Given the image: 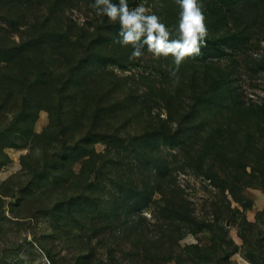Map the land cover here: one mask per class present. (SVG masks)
Returning a JSON list of instances; mask_svg holds the SVG:
<instances>
[{
    "label": "rangeland",
    "instance_id": "1",
    "mask_svg": "<svg viewBox=\"0 0 264 264\" xmlns=\"http://www.w3.org/2000/svg\"><path fill=\"white\" fill-rule=\"evenodd\" d=\"M128 3L130 8L142 4L178 38L177 0ZM47 5L59 18V32L86 27L95 36L111 37L98 49L121 63L108 65L112 76L107 78L113 81L104 85L107 95L113 94L107 101L117 97L121 102L123 110L111 120L122 127V134L129 138L160 129L197 132L192 147L193 141L199 143V133L203 138L218 136L230 152L226 161L221 154L201 163L195 161L191 146H162L157 151L170 164L165 181L173 183L174 191L165 201L154 193L145 207L134 194H117L111 177L122 174L123 185L130 189L154 187L160 179L154 164L127 168L129 154V162L125 158L113 169L110 148L102 142L93 146L96 155L65 165L63 178H50L49 173H59L51 168L59 158L51 157L64 152L54 135L62 126L56 120L49 129L45 101L30 91L18 94V111L24 103L41 107L33 122L39 137L21 146L17 134L0 136V264H264V0L202 4L207 46L182 63L178 83L170 74L175 68L172 57L156 58L145 46L141 58L130 60L131 46L117 43L113 34L118 22L98 14L94 0H49ZM59 6L64 11L58 12ZM43 12L48 14L47 9ZM228 89L229 97L224 93ZM179 91H185L180 104L170 98ZM6 97L0 88V132L13 126L17 113H6ZM204 101L237 105L225 108L208 102L198 108ZM196 126L200 128H191ZM86 132L78 129L68 139L76 145ZM240 153L250 159L245 172L235 169L234 158ZM97 167H102L99 176L91 173ZM86 199L88 211L82 216L74 212L75 219L70 218L67 203L79 205ZM183 200L188 222L177 212Z\"/></svg>",
    "mask_w": 264,
    "mask_h": 264
},
{
    "label": "trees",
    "instance_id": "2",
    "mask_svg": "<svg viewBox=\"0 0 264 264\" xmlns=\"http://www.w3.org/2000/svg\"><path fill=\"white\" fill-rule=\"evenodd\" d=\"M214 1L200 0V3L211 5ZM48 2L49 0H0V72H2L0 88L6 91V113L17 112L12 120L13 126L1 131L0 136L17 134L15 139L23 142L21 146L39 137L35 135L33 122L37 118V109L41 107L34 102L27 105L24 103L22 109L18 111L17 107L20 105L16 103L18 94L30 91L37 96L38 100L45 101V106L51 114L49 129L56 126V120H59L58 123L62 126V130L55 132L54 135L57 138L55 142L61 144L60 148L64 152L62 155L51 157L52 159L59 158L51 165V168L59 173H49L50 178L53 180L63 178L62 172L65 165L86 155H96L93 146L102 142L110 148L109 155L112 153L110 161H108L109 158L104 161L106 163L108 161L113 169L116 164L123 165L126 158L127 162L130 160L127 165H124L127 168L139 167L141 169L154 164L155 171L160 178L157 179L158 183L154 187L130 189L132 186L127 188L125 184L123 185L122 174L117 173L111 177V184L115 185L113 190L117 191V194L128 196L134 194L140 198L141 205L145 207L154 193L161 194L165 201L166 195L173 193L174 188L173 183L165 181L166 175L170 174V164L160 156L157 150L164 145H171L174 148L192 147L189 144L192 143V139L195 140L197 132L192 135L185 134L184 131L169 133L165 129H160L150 131V134L145 133L143 136L129 138L122 134L120 131L122 127L115 126L116 122L111 120L123 110L121 102L117 97H111L112 100L107 101L113 94L107 95L108 90L104 85V82L113 81L107 78L112 76L108 65L120 62L114 56L103 55L98 49L112 41L111 37L95 36V33H88L86 27L80 30L70 28L69 30L73 33L59 32V18L56 13L54 14V10L48 7ZM44 9L48 10V14L43 12ZM57 11L62 12L64 9L59 6ZM24 27L27 29H22ZM120 31V27H117L113 33L116 38H119ZM15 34L19 36V40L14 37ZM117 83L118 88H121V82L117 81ZM19 87L22 89L16 90ZM224 93L229 97L230 90H225ZM184 94L185 91L182 94L179 91L175 97L170 96V98L180 104L183 102ZM12 100L13 103H10ZM106 101L107 103H104ZM208 102L217 107L223 105L221 102L222 105H218L216 101H204L199 103L198 108L209 105ZM236 103L223 106L225 108L236 106ZM202 110L198 109L197 113ZM82 128H86L87 132L81 137L79 143L74 145L75 143L70 142L68 138L73 136V132ZM191 128L197 130L200 127ZM45 135L47 139L48 133ZM60 136H62L61 139ZM198 137H200L199 143L193 141L192 147L194 153H197L195 161L204 163L203 160L209 156L214 157L221 154L226 161L230 151L224 149L227 146L225 143L222 144L218 136L203 138L198 133ZM196 144L197 147H195ZM53 148L57 147L53 146ZM123 153L126 156H123ZM129 154L131 158L128 157ZM234 159L235 169L239 168L245 172L250 165L247 162L250 159L245 158L244 153L238 154V158ZM106 165L104 162L101 164L102 167ZM102 167H97L91 173L99 176ZM88 201L89 199L83 200L84 203L81 204L79 201V205L76 202H68L66 210L70 218L75 219L74 212H80L81 216L84 215V212L88 211L86 205ZM177 212L179 219L183 222L191 221L185 200L177 206Z\"/></svg>",
    "mask_w": 264,
    "mask_h": 264
},
{
    "label": "clouds",
    "instance_id": "3",
    "mask_svg": "<svg viewBox=\"0 0 264 264\" xmlns=\"http://www.w3.org/2000/svg\"><path fill=\"white\" fill-rule=\"evenodd\" d=\"M180 6L178 38H172L169 27L155 14L141 4L129 7L128 0H94L98 14L106 16L109 22H118L119 38L116 41L124 47L131 46L130 60L141 58L147 47L154 57H172L175 68L170 74L178 83L177 73L182 63L188 58L201 55V48L207 46L209 35L206 16L200 0H177Z\"/></svg>",
    "mask_w": 264,
    "mask_h": 264
}]
</instances>
